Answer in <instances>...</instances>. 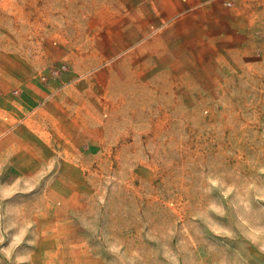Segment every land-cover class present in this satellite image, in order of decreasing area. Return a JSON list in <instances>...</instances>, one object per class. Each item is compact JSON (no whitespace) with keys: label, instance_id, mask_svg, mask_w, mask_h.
Here are the masks:
<instances>
[{"label":"rangeland","instance_id":"obj_1","mask_svg":"<svg viewBox=\"0 0 264 264\" xmlns=\"http://www.w3.org/2000/svg\"><path fill=\"white\" fill-rule=\"evenodd\" d=\"M242 2L245 49L189 90L130 92L138 122L109 171L85 157L78 198L0 202V264H264V0ZM6 15L41 20V0H0Z\"/></svg>","mask_w":264,"mask_h":264},{"label":"crops","instance_id":"obj_2","mask_svg":"<svg viewBox=\"0 0 264 264\" xmlns=\"http://www.w3.org/2000/svg\"><path fill=\"white\" fill-rule=\"evenodd\" d=\"M242 1L41 0V20L0 16V202L41 214V195L78 198L85 157L107 156L109 171L127 116L138 122L130 92L189 90L201 68L245 49ZM111 8L124 14L107 19Z\"/></svg>","mask_w":264,"mask_h":264},{"label":"built area","instance_id":"obj_3","mask_svg":"<svg viewBox=\"0 0 264 264\" xmlns=\"http://www.w3.org/2000/svg\"><path fill=\"white\" fill-rule=\"evenodd\" d=\"M227 4L229 5L230 4V2H227ZM64 67V66H63ZM58 72V70L57 69H54L53 70V74H56ZM44 78V77H43Z\"/></svg>","mask_w":264,"mask_h":264}]
</instances>
